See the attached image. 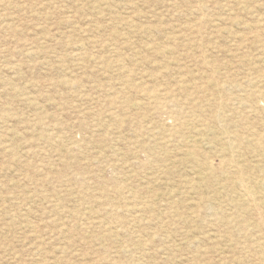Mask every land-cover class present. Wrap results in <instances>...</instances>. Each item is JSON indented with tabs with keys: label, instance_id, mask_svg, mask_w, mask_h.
Masks as SVG:
<instances>
[{
	"label": "rangeland",
	"instance_id": "374dc122",
	"mask_svg": "<svg viewBox=\"0 0 264 264\" xmlns=\"http://www.w3.org/2000/svg\"><path fill=\"white\" fill-rule=\"evenodd\" d=\"M0 264H264V0H0Z\"/></svg>",
	"mask_w": 264,
	"mask_h": 264
},
{
	"label": "bare ground",
	"instance_id": "6f19581e",
	"mask_svg": "<svg viewBox=\"0 0 264 264\" xmlns=\"http://www.w3.org/2000/svg\"><path fill=\"white\" fill-rule=\"evenodd\" d=\"M220 106V105H219ZM221 130V129H220ZM227 136V135H226ZM229 136V135H228ZM231 136V135H230ZM230 138V137H229ZM235 139V138H234ZM228 141V140H227ZM230 142V141H229ZM233 143H234V141H233ZM232 146V145H231ZM234 147V146H233ZM195 158V157H194ZM228 161V160H227ZM212 164V163H211ZM210 165V164H209ZM223 165V164H222ZM200 166V165H199ZM202 166V165H201ZM200 166V167H201ZM219 167V166H218ZM237 167V166H236ZM210 168V166H208V169ZM203 169V168H202ZM208 171V170H207ZM238 171V170H237ZM227 172V171H226ZM240 175V174H239ZM214 177V176H213ZM201 179V178H200ZM233 180H234V178H233ZM253 181V180H252ZM243 181L241 180V183H242ZM255 182H257V179L255 180ZM239 185H240V183H238ZM243 184V183H242ZM240 186H242V185H240ZM241 189H242V187H241ZM243 191V190H242ZM246 193H248L249 194V191L248 190H246ZM244 195V194H243ZM248 196V195H247ZM241 198V197H240ZM245 198V197H244ZM243 198V199H244ZM250 199V198H249ZM208 206V205H207ZM218 211V210H217ZM261 221V220H260ZM257 223V222H256ZM255 223V224H256Z\"/></svg>",
	"mask_w": 264,
	"mask_h": 264
}]
</instances>
